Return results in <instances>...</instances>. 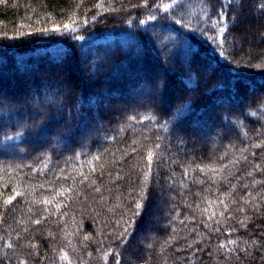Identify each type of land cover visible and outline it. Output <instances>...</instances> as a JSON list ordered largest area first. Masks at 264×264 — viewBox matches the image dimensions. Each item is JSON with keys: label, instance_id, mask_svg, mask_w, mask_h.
I'll return each instance as SVG.
<instances>
[{"label": "trees", "instance_id": "16d2710c", "mask_svg": "<svg viewBox=\"0 0 264 264\" xmlns=\"http://www.w3.org/2000/svg\"><path fill=\"white\" fill-rule=\"evenodd\" d=\"M0 264H264V0H0Z\"/></svg>", "mask_w": 264, "mask_h": 264}, {"label": "snow or ice", "instance_id": "6c2138e0", "mask_svg": "<svg viewBox=\"0 0 264 264\" xmlns=\"http://www.w3.org/2000/svg\"><path fill=\"white\" fill-rule=\"evenodd\" d=\"M65 27H67V26H65ZM5 203H10V200H8V201H5Z\"/></svg>", "mask_w": 264, "mask_h": 264}]
</instances>
